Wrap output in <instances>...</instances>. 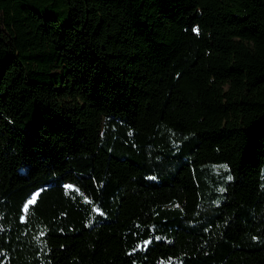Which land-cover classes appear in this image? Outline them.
Returning a JSON list of instances; mask_svg holds the SVG:
<instances>
[{"label":"trees","instance_id":"obj_1","mask_svg":"<svg viewBox=\"0 0 264 264\" xmlns=\"http://www.w3.org/2000/svg\"><path fill=\"white\" fill-rule=\"evenodd\" d=\"M0 264H264V0H0Z\"/></svg>","mask_w":264,"mask_h":264},{"label":"rangeland","instance_id":"obj_2","mask_svg":"<svg viewBox=\"0 0 264 264\" xmlns=\"http://www.w3.org/2000/svg\"><path fill=\"white\" fill-rule=\"evenodd\" d=\"M224 167H225V165H223V164H214V165H213V168H214L215 170H219V169L224 168ZM35 196H36V193H34V194L32 195V198H31L27 203L32 202V201L34 200Z\"/></svg>","mask_w":264,"mask_h":264}]
</instances>
